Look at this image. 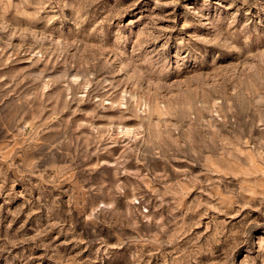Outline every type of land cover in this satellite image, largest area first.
Segmentation results:
<instances>
[{
    "label": "rangeland",
    "instance_id": "1",
    "mask_svg": "<svg viewBox=\"0 0 264 264\" xmlns=\"http://www.w3.org/2000/svg\"><path fill=\"white\" fill-rule=\"evenodd\" d=\"M0 264H264V0H0Z\"/></svg>",
    "mask_w": 264,
    "mask_h": 264
}]
</instances>
